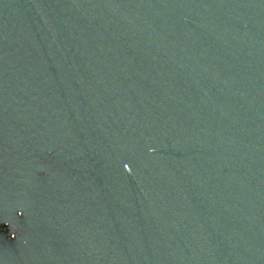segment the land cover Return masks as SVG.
<instances>
[{
	"label": "water",
	"instance_id": "obj_1",
	"mask_svg": "<svg viewBox=\"0 0 264 264\" xmlns=\"http://www.w3.org/2000/svg\"><path fill=\"white\" fill-rule=\"evenodd\" d=\"M0 264H264V0H0Z\"/></svg>",
	"mask_w": 264,
	"mask_h": 264
}]
</instances>
